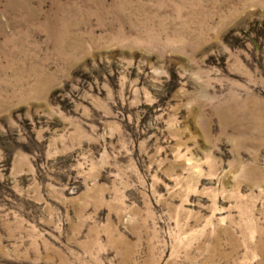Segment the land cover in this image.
Returning a JSON list of instances; mask_svg holds the SVG:
<instances>
[{"label":"rangeland","instance_id":"374dc122","mask_svg":"<svg viewBox=\"0 0 264 264\" xmlns=\"http://www.w3.org/2000/svg\"><path fill=\"white\" fill-rule=\"evenodd\" d=\"M0 264H264V0H0Z\"/></svg>","mask_w":264,"mask_h":264}]
</instances>
